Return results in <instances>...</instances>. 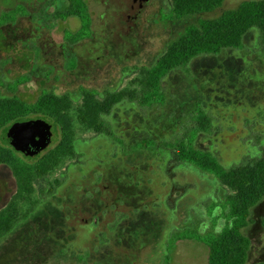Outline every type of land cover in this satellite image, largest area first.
<instances>
[{"label":"rangeland","instance_id":"1","mask_svg":"<svg viewBox=\"0 0 264 264\" xmlns=\"http://www.w3.org/2000/svg\"><path fill=\"white\" fill-rule=\"evenodd\" d=\"M243 1L224 0L212 12L175 20L168 0H145L136 24L128 26L124 0H87L92 32L74 43L65 31L77 32L81 22L55 16L64 3L0 0V93L34 99L46 88L77 99L81 87L103 92L129 86L131 72L150 67L187 25ZM161 85L164 95L155 106L127 99L114 106L106 117L112 135L89 137L76 124L78 136L87 139L76 141L85 164L72 166L59 188L20 203V222L0 240V264H208V247L197 238L224 228L223 189L192 164L173 169L172 144L182 134L196 137L195 118L205 110L211 128L199 132L197 147L226 168L264 154L260 32L249 30L239 48L195 57ZM50 124L49 146L34 157L17 152L23 162L34 163L57 143V128ZM5 186L0 179V196ZM7 188L0 209L14 194L15 181ZM93 219L99 226L91 235L83 224ZM251 220L244 231L251 240L248 264L264 261V199Z\"/></svg>","mask_w":264,"mask_h":264},{"label":"trees","instance_id":"2","mask_svg":"<svg viewBox=\"0 0 264 264\" xmlns=\"http://www.w3.org/2000/svg\"><path fill=\"white\" fill-rule=\"evenodd\" d=\"M52 1L64 3L63 9L55 13L57 18L65 20L74 16L80 19L81 25L77 32L65 31L67 40L77 43L91 35L92 16L87 0ZM168 2L175 20H181L212 12L224 0ZM253 28L261 34V49L264 52V0H245L235 9L224 11L215 18H202L187 25L165 46L150 67L131 72L135 77L129 86L103 92L81 87L77 99L69 93L57 94L46 88L41 89L34 99L0 93V176L12 179L16 184L14 194L0 209V240L17 227L20 222L19 205L26 201V197L30 199L37 194L43 196L42 190L59 188L72 166L76 168L77 165L85 164L81 163L83 155L79 153L76 141L84 142L87 139L78 136L76 124L89 132V137L112 135V126L106 117L112 113L116 104L124 99L137 101L141 107L159 104L158 97L164 95L162 79L168 73L176 68L186 67L199 55L219 54L224 49L239 48L244 36ZM32 117H40L52 123L57 128L58 141L30 164L21 160L18 150L4 143L2 135L13 123ZM195 123V138L187 140L186 133L173 140L174 147L169 162L175 161L173 169L181 162L192 164L203 172L212 174L219 181L223 189L222 215L226 220L220 232L212 230L213 233L197 239L208 247V264H248L251 240L244 231L252 221L253 208L264 199V154L252 161L226 168L212 152L195 144L199 132H207L211 128L208 113L202 110L197 114ZM67 161H71L67 170L58 173L59 176L56 177L55 173ZM173 169L170 171L167 166L170 174ZM110 225H116V220ZM83 226H88L87 231L92 235L99 226V221L93 219ZM254 264H264V261Z\"/></svg>","mask_w":264,"mask_h":264},{"label":"water","instance_id":"3","mask_svg":"<svg viewBox=\"0 0 264 264\" xmlns=\"http://www.w3.org/2000/svg\"><path fill=\"white\" fill-rule=\"evenodd\" d=\"M51 138V124L43 118L15 122L2 135L5 144L28 157H34L45 150Z\"/></svg>","mask_w":264,"mask_h":264},{"label":"flooded vegetation","instance_id":"4","mask_svg":"<svg viewBox=\"0 0 264 264\" xmlns=\"http://www.w3.org/2000/svg\"><path fill=\"white\" fill-rule=\"evenodd\" d=\"M145 0H124L125 9L123 11L124 20L127 25H135V19L141 12Z\"/></svg>","mask_w":264,"mask_h":264},{"label":"crops","instance_id":"5","mask_svg":"<svg viewBox=\"0 0 264 264\" xmlns=\"http://www.w3.org/2000/svg\"><path fill=\"white\" fill-rule=\"evenodd\" d=\"M0 179L3 181V182H5L6 183V186H5V189H4V192H2V195L0 196V202L3 200V198H4V193L6 192V193H8L9 191L7 190L8 188H7V186H8V182H9V180L10 179H8V178H6V177H3V176H0ZM7 188V189H6ZM5 193V194H6ZM3 196V197H2ZM5 199V198H4ZM6 205V204H5ZM4 205V206H5Z\"/></svg>","mask_w":264,"mask_h":264}]
</instances>
